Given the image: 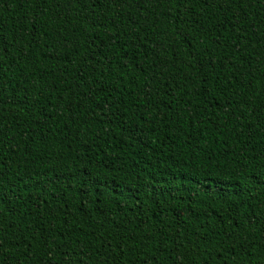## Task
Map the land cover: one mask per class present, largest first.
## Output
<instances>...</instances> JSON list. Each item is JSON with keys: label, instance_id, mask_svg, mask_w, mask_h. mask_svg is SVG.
I'll list each match as a JSON object with an SVG mask.
<instances>
[{"label": "trees", "instance_id": "trees-1", "mask_svg": "<svg viewBox=\"0 0 264 264\" xmlns=\"http://www.w3.org/2000/svg\"><path fill=\"white\" fill-rule=\"evenodd\" d=\"M0 264H264V0H0Z\"/></svg>", "mask_w": 264, "mask_h": 264}]
</instances>
